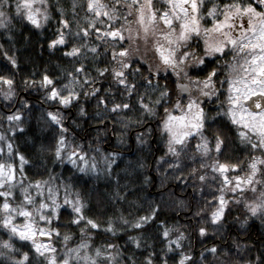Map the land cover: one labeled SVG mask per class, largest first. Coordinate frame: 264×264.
<instances>
[{
  "label": "trees",
  "instance_id": "1",
  "mask_svg": "<svg viewBox=\"0 0 264 264\" xmlns=\"http://www.w3.org/2000/svg\"><path fill=\"white\" fill-rule=\"evenodd\" d=\"M221 1L206 0L202 11L206 12L212 2L225 3ZM102 2L112 19L103 14L95 16L87 0H47L46 5H39L46 7L47 19L37 27L16 13V1L3 0L10 22L0 27V76L12 84L0 81V162L13 163L15 181L11 188H0V192H12L11 196H0V204L7 200L13 207L33 209L40 202L39 194L34 192L35 182H40L45 195L52 189L62 205L51 222L43 225L47 232L51 228L58 230L50 232L46 244V248L55 249L58 260L83 240L89 243L90 253L94 254L97 247L112 252L114 264H148L149 260L151 264H179L182 256L188 258L184 264H264V213L253 215L245 206L258 192L246 187L231 190L237 183L234 177L243 178L250 172L253 158L264 160V150H254L242 142V130L224 118L203 129L208 141L217 134L223 140L217 157L194 149L189 142L176 146L180 150L178 157L168 152V137L162 125L166 119L164 109L175 113V102L185 105L187 98L180 96L177 79L171 72L155 75L154 57L143 60L139 53H133L127 37L138 21L137 6L127 7L132 0H121L120 4L115 0ZM162 7L158 4L154 9L162 13ZM63 20L68 21V27H64ZM202 23L211 26L209 19ZM89 24L94 27L89 28ZM82 29H87L88 34ZM111 29H120L125 39L106 36ZM60 34L64 35V43L50 46ZM189 43L202 49L199 37ZM74 46L80 52L68 55ZM121 46L129 49L125 60L128 67L123 69L126 84L119 83L113 72L114 68L119 70L120 59L113 58V50L118 53ZM92 47L96 52L91 51ZM215 58L213 66L222 59ZM45 76L51 84L44 83ZM190 76L204 75L197 72ZM165 86L169 95L156 104ZM53 88L61 96L69 91L76 95L65 105L59 96L51 97ZM8 91L12 95L6 98ZM141 98L152 107L151 113L143 109ZM116 104L129 107L113 110ZM50 112L59 114L60 124L51 120ZM12 115H18L19 120L10 121L8 117ZM61 135L66 148L57 158L56 142ZM73 151L75 156H71ZM20 156L24 157L21 167ZM215 160L237 167H229L221 174L213 168ZM257 167L264 170V164L258 163ZM200 176L205 179L200 180ZM262 178L264 171L256 176L257 180ZM23 188H28L34 198V207L24 200ZM221 195L227 203L221 218L213 222L211 213L219 206ZM64 198L68 202L64 203ZM77 198L84 219L73 223L80 215L74 211ZM5 216L0 209V221ZM141 217L148 219L136 227ZM88 219L98 227L88 225ZM201 228L205 229L203 234ZM9 239L14 249L0 247L4 253L0 264H15L25 252L28 259L24 264H47L52 255L46 248L40 255L32 240L10 237L9 229L0 223V241ZM108 244L114 247L107 249Z\"/></svg>",
  "mask_w": 264,
  "mask_h": 264
},
{
  "label": "snow or ice",
  "instance_id": "2",
  "mask_svg": "<svg viewBox=\"0 0 264 264\" xmlns=\"http://www.w3.org/2000/svg\"><path fill=\"white\" fill-rule=\"evenodd\" d=\"M121 0H115L116 4H120ZM261 4H264V0H259ZM166 3L171 6L170 10H165L162 13H158L154 9L152 0H132L131 4H128V8H132L136 5V12L138 15V23L143 31L145 43L148 42L149 25H154L157 19L163 22L166 26V30L162 32H153V35L162 36L166 44H161L159 41L153 42V47L158 55L159 63L155 65V71L158 73L161 70L167 71L171 69L172 72L177 76L176 87L183 93L188 94L186 105H182L179 100L175 102L174 107L180 109L181 115H173L169 109L165 108L166 119L162 122L163 130L168 133V152L175 156H179L180 150L177 145H183L185 139L190 136L193 132H197L201 135V144L197 145L198 149H203L204 153L209 151L207 138L203 137L201 130L204 128V122L206 119L205 110L201 105V97L211 98L216 96L220 89L217 87V83L223 86L227 83L228 95L225 101L228 105L226 109L222 108V113L226 115L233 124L240 125L244 129L239 132L242 142L250 144L252 149L264 150V11H257L251 3H241L240 0H231L229 3L220 4L218 2H212L211 6L207 8V11H202L205 7L206 0H166ZM37 4L46 5L47 0H18L15 5V11L20 14L23 18L30 21L33 25L39 27L42 20L47 19V9L36 6ZM87 7L90 11L95 13V16H108L112 19L113 16L110 11L105 10L108 6L102 2V0H87ZM114 8V6H113ZM145 9L147 10V23H145ZM131 15V12L129 13ZM211 18L212 24L210 27L202 25L201 21L205 18ZM244 17H247V26H245ZM5 21H9V17L3 10V0H0V27H6ZM103 23V21H101ZM127 22V21H126ZM175 22V23H174ZM62 24L64 27H68V21L63 20ZM178 24V27L176 26ZM89 28L94 27L93 24L88 25ZM85 35L88 34L87 29H82ZM101 30L96 29L99 33ZM239 35H236V33ZM108 37L118 38L124 40L125 37L120 29H111L105 32ZM137 36L140 35L138 31ZM203 35V48H193L189 43L193 37H200ZM129 40L132 39L130 35ZM64 43V35L60 34L56 40L51 41L50 46L55 44ZM231 49L233 52V61L241 53H246L243 58V63H229L225 61L222 68L217 66L211 67V70L207 72L203 78L199 76H190L188 69L199 68L203 71L200 66H206V59L211 57L225 56L226 49ZM199 49V50H198ZM80 48L74 46L68 55H76L80 52ZM92 52H96V48H91ZM129 56V49L121 46L117 53L113 50V58L119 59V70L114 68L113 72L119 83L126 84L124 78L123 69L128 67V63L125 62ZM14 63V61H13ZM219 64V61H217ZM78 68L76 71H81ZM237 68L243 72V75L235 74ZM107 69H105L106 71ZM151 71V69H150ZM220 71H225L226 75L219 81L216 79ZM71 75V74H69ZM75 80V77H73ZM0 81L4 84L11 86L12 81L3 76H0ZM181 81H187L183 83ZM45 84H51L52 81L45 76ZM131 91V86H127ZM12 92L8 91L6 98L11 96ZM51 97L59 96L62 104L70 103L71 99L75 97L74 91H69L67 95L61 96L56 88L51 90ZM169 95L167 86L160 91V98L155 103L159 104L161 99ZM254 98V99H253ZM247 102V103H246ZM140 103L143 109L149 113L153 111L149 104L144 103L141 98ZM127 104H116L113 106V110L119 108H128ZM219 114V113H218ZM49 117L56 124H60L59 114L48 113ZM8 119L19 120L18 115L9 116ZM254 137V138H253ZM215 149L217 152L220 151L223 140L220 135H216ZM57 146L55 148V155L57 158L61 157L62 149L66 148V142L63 135L57 140ZM9 150L11 146L9 145ZM78 151V149H77ZM76 151L71 153V156H75ZM70 159V157H68ZM83 160V156L80 157ZM21 162L24 161V157L20 156ZM71 163L75 164V160H70ZM84 163H87L85 160ZM178 163V161H177ZM264 164V160L259 157L253 158L249 164L250 172L246 177L236 176L234 177L237 182L233 187L232 191H236L238 188L246 187L249 191L257 193L258 195L254 200L246 202V207L253 214L258 212L264 213V178L257 180V173H261V170L257 167V164ZM203 167V165H201ZM96 165H92V169L95 170ZM229 167L235 169L237 165L227 164H213V168L216 171L224 173ZM80 171L84 172L85 168L80 167ZM195 171V170H193ZM200 180H204V176L199 177ZM15 180V167L11 163L0 162V187L7 185L9 188L13 187L12 182ZM225 182L229 183L228 178L225 177ZM37 189L40 188V182H35ZM260 185L261 187H257ZM22 191L25 193L24 200L28 204H33L34 198L28 194V188H23ZM11 191L0 192V196L8 197L11 196ZM51 203H46L43 199L40 200L38 206L33 210L39 214V219L47 223L51 222L53 216L56 215V210L59 207L56 204V198L53 194L52 189H49V195L47 197ZM219 206L212 211L211 218L213 222L218 221L224 210V206L227 201L223 195L219 197ZM68 202V201H66ZM82 205L79 203L77 198L74 204V211L77 214L76 219L73 223H77L79 220L84 219L81 214ZM6 216L0 221L4 227L9 229L10 237L18 236L21 240H32L33 246L40 255H44L41 251L42 245L37 244L33 237L36 235L37 229L34 227V221L32 220L33 211H30L25 207H13L7 200L0 204ZM49 210V214H45L44 210ZM11 213H18V215L28 218L22 228L12 223ZM148 217H141L136 227H140L141 223L147 220ZM87 224L93 228L98 225L91 219L87 220ZM113 228L112 224H108V230L111 231ZM40 234H50V232H57L55 228H51L48 232L44 229H39ZM83 232L84 229H81ZM201 234L205 232L204 228L200 229ZM164 235H168V230L164 231ZM182 235V234H181ZM64 239L67 241L69 236H65ZM89 243L87 241H81V243L73 248L67 249L62 259H57L55 256V249L50 246L45 250L52 253L47 258V264H114L113 253L110 251L102 250L97 247L94 254L88 251ZM0 247L5 249H14V245L9 240L0 241ZM114 245L108 244L107 249H112ZM216 251L215 248L212 249ZM0 255H4L0 252ZM101 258H104L103 260ZM28 259V253H24L21 260L15 261V264H24V261ZM187 257L180 259L179 264H184ZM151 264V261H148Z\"/></svg>",
  "mask_w": 264,
  "mask_h": 264
},
{
  "label": "rangeland",
  "instance_id": "3",
  "mask_svg": "<svg viewBox=\"0 0 264 264\" xmlns=\"http://www.w3.org/2000/svg\"><path fill=\"white\" fill-rule=\"evenodd\" d=\"M14 1H16V2H18V0H14ZM216 1H218V0H216ZM140 3H143V0H140ZM156 3H158V4H161V5H164V7H165V10H170V8H171V6L169 5V4H167L166 3V0H152V4H153V7L154 6H156V5H158V4H156ZM39 5H41V4H37L36 6H38L39 7ZM164 7H162V12H164ZM259 11V10H258ZM158 12V11H157ZM145 13H146V15H145V23H147V10L145 9ZM137 17H138V15H137ZM207 19H209V20H211V18H205V20H207ZM203 22V20L201 21V23ZM175 23V22H174ZM211 24H212V20H211ZM202 25H203V23H202ZM177 27H178V24L176 25ZM166 30V26L163 24V22L162 21H160L159 19H157V21L155 22V24L154 25H149V34H148V42L147 43H145V41H144V39H142L141 37L143 36V31H142V29H141V26H140V24L138 23V21H137V24L136 25H134V26H132L129 30H128V36L127 37H129L130 35L132 36V39H131V42H132V51H134L133 53H135L136 52V54L137 53H139L140 55H141V58L143 59V60H145L148 56H150V57H154V62H156V64L157 63H159V59H158V55H157V53L155 52V50H154V47H153V42L154 41H159L161 44H166V42L164 41V39H163V37L162 36H157V35H153V32L155 31V32H162V31H165ZM140 32V35L139 36H137L136 35V33L137 32ZM238 33V32H237ZM199 38H201V47L203 48V40H204V37H203V35H201ZM190 42V41H189ZM226 51V55L225 56H219L220 58H222V59H226L225 61H228L229 63H236V64H241V63H243V58H244V56L246 55V53H241L239 56H237L236 57V60L235 61H233V52H232V50L229 48V49H226L225 50ZM156 57V58H155ZM208 59H216L215 57H211V58H208ZM153 61V60H152ZM151 63V62H150ZM196 69H198V70H200L199 68H196ZM169 72H171L174 76L173 77H176V79H178L177 78V76L172 72V70L171 69H168L167 71H164V70H161V71H159L158 73L155 71V75H159V74H165V73H169ZM188 72H189V75H191L192 74V72H194V70H192V68L190 67L189 69H188ZM235 74H239V75H243V72L242 71H240V69L239 68H237V72L236 73H234V75ZM184 82H187V81H184ZM225 85H227V83L225 84ZM228 87V86H227ZM227 87H226V93L224 94L225 95V97L228 95V91H227ZM205 99H207L206 97H201L200 98V100H201V104L203 103V100H205ZM187 103V102H186ZM225 103H226V101H225ZM186 105V104H185ZM226 107H228V105H227V103H226V105H225ZM173 115H176V116H179V115H181L182 113H181V111H180V109H177L176 110V112L175 113H172ZM226 116V115H225ZM226 118H228V117H226ZM235 126H237L238 128H240L242 131L244 130L243 128H242V126H240V125H236V124H234ZM165 131V130H164ZM165 133H166V135H167V137H168V139H169V136H168V133L165 131ZM195 133L197 134V132H193L190 136H188L186 139H185V142H189V140L191 139V138H193V135H195ZM2 136L0 135V141L2 140V138H1ZM167 139V140H168ZM6 145H7V147L9 146V143L7 142L6 143ZM2 151V148H1V146H0V152ZM21 160H19V166L21 165ZM13 164V163H12ZM21 167V166H20ZM15 181V180H14ZM13 181V182H14ZM13 182H12V184H13ZM4 187H6V189L7 188H9L7 185H4L3 187H0V188H4ZM36 194H39V199L40 200H44L46 203H51V201H49L48 199H47V197H48V195H49V192H48V195H45L44 194V191L41 189V188H39V190L36 188L35 189V191H34ZM54 194V193H53ZM55 195V198H56V204H58L59 205V207L57 208V210H56V213H57V211H58V209L60 208V206L62 205V203H61V201H60V198L56 195V194H54ZM66 198H64V203L66 202ZM33 205V207H34V205L35 204H32ZM35 208H33V209H29L30 211H33ZM47 210V209H46ZM47 211H49V210H47ZM45 212V211H44ZM45 214H48V213H45ZM28 220V218H26V217H23V216H20V215H18V213H13L12 214V223L14 224L15 222L16 223H18L17 224V226L18 227H20V228H22L23 227V225L26 223V221ZM32 220L34 221V227L37 229V232H36V235L33 237V239L36 241V243L37 244H40V245H42V248H41V251L42 250H44L45 248H46V244H48V238H49V234H40V231H39V229H46V226L45 225H43L44 223H47V222H45V221H42V220H40L39 219V214H37V213H35L34 211H33V217H32ZM45 232H47L46 230H45Z\"/></svg>",
  "mask_w": 264,
  "mask_h": 264
},
{
  "label": "flooded vegetation",
  "instance_id": "4",
  "mask_svg": "<svg viewBox=\"0 0 264 264\" xmlns=\"http://www.w3.org/2000/svg\"><path fill=\"white\" fill-rule=\"evenodd\" d=\"M221 2H225V3H229L231 2V0H223ZM241 3H251L253 5V7H255L257 9V11H264V4H261L259 2V0H240ZM219 3V2H218ZM221 4V3H220ZM244 22H245V26H247L246 22H247V17H244ZM236 35H239V33H236ZM195 37V36H194ZM192 40H190L191 42ZM226 59H220L218 60L219 61V64L217 62H215V66H217L218 68H222L224 62H225ZM214 60L213 59H206V66L202 65L200 66V68H203L204 70L203 71H200L196 68H192V70H194V72L192 73H197V72H200V73H203V75H206L208 71L211 70V67H213V65L211 64ZM226 75L225 71H220L219 72V75L218 77L216 78L218 81L220 79H223V77ZM181 82H184V81H181ZM184 83H187V82H184ZM226 83L223 84V86H221L219 83H217V87L220 89V91L217 93L216 96H213L211 98H207L205 100H203V103L201 104L202 107L204 108L205 110V116H206V119H205V122H204V127L206 124H214L216 122H221L224 118L227 119L223 113H222V108L223 109H226L227 107L225 106L226 103H225V93H226V87L227 85H225ZM179 90V89H178ZM180 93V91H179ZM180 96H183L185 98L188 99V94H180ZM213 110H215L213 112ZM211 111V112H210ZM219 113V114H218ZM204 129V128H203ZM203 129L201 130L202 134H203ZM208 141V140H207ZM215 142H216V139H211V141H208V147H209V151L206 153L208 154V156L212 157V156H216L219 155L221 153V149L219 152L216 151L215 149ZM189 143H191L193 145V148L194 149H198L197 148V145L201 144V135L199 133H195V135H193V138H191L189 140ZM222 147V145H221ZM202 152L203 149H198ZM216 163L217 167H218V164H222L221 162L215 160L212 165Z\"/></svg>",
  "mask_w": 264,
  "mask_h": 264
},
{
  "label": "water",
  "instance_id": "5",
  "mask_svg": "<svg viewBox=\"0 0 264 264\" xmlns=\"http://www.w3.org/2000/svg\"><path fill=\"white\" fill-rule=\"evenodd\" d=\"M183 83H184V82H183ZM179 91H180V90H179ZM181 93H182V94H187V93H183V92L180 91V94H181ZM253 99H254V98H253ZM246 103H247V102H246Z\"/></svg>",
  "mask_w": 264,
  "mask_h": 264
}]
</instances>
